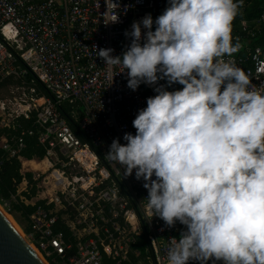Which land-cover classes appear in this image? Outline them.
I'll use <instances>...</instances> for the list:
<instances>
[{"label": "built area", "instance_id": "obj_1", "mask_svg": "<svg viewBox=\"0 0 264 264\" xmlns=\"http://www.w3.org/2000/svg\"><path fill=\"white\" fill-rule=\"evenodd\" d=\"M119 2L120 22L105 25V0H0V88L18 80L17 88L26 90L0 101V151L6 159L37 163L29 166L32 178L25 183L46 190L25 202L35 206L26 239L45 264H167L169 240L185 230L179 222L169 228L152 217L144 181L135 173L123 176L124 169L105 157L113 139L125 144L124 134H135L132 122L147 98L157 94V85L131 90L126 73L119 67L110 71L93 46L121 55L133 22L147 14L155 20L168 6V0ZM259 35L261 41L254 43ZM237 37L243 47L235 62L259 87L264 84V9L240 22ZM159 84L174 91L164 80ZM62 106L70 108L71 119ZM21 118L31 120L32 127L18 135ZM26 136L45 149L43 159L22 156Z\"/></svg>", "mask_w": 264, "mask_h": 264}, {"label": "clouds", "instance_id": "obj_2", "mask_svg": "<svg viewBox=\"0 0 264 264\" xmlns=\"http://www.w3.org/2000/svg\"><path fill=\"white\" fill-rule=\"evenodd\" d=\"M105 4L104 24L120 22L119 0ZM243 6L168 0L155 20L147 14L125 31L121 55L93 46L110 71L126 73L131 90L157 85L132 122L135 134L125 133V144L113 139L105 157L144 181L152 217L185 226L169 240L167 264H264V84L234 59L243 44L233 21ZM161 80L183 87L169 91Z\"/></svg>", "mask_w": 264, "mask_h": 264}, {"label": "trees", "instance_id": "obj_3", "mask_svg": "<svg viewBox=\"0 0 264 264\" xmlns=\"http://www.w3.org/2000/svg\"><path fill=\"white\" fill-rule=\"evenodd\" d=\"M264 9V0H244V6L241 9L240 14L235 18L233 21V37H237L240 22L244 20H251L257 16L260 15V12ZM262 35H259L257 39L254 40V43H259L261 41ZM18 84L20 83L18 80ZM12 82V81H10ZM8 82V83H10ZM6 83V84H8ZM5 84V85H6ZM4 85V86H5ZM181 87V85L172 84L170 86L173 90H178ZM39 91L45 93L48 96H51V93L44 89L41 84H38ZM63 112L71 119L70 114V108L67 106H62ZM73 129L75 133H77L82 139L85 140V136L81 132V130L78 128V126L75 123H72ZM32 127V121L21 118L19 123L17 124V131H15L16 134H21L23 130H28ZM25 143L26 146L23 149L22 156L26 160H32L34 158H40L43 159L45 157L46 151L45 149L40 146L37 142V139L32 136H26L25 137ZM5 153L3 151H0V199H10L12 196L16 195L19 190L20 184L26 179V178H32L31 173H24L23 172V163L18 158H11L6 159L4 156ZM36 192H34L33 195H35ZM29 197H32L30 194ZM17 210L22 211V213L28 218L29 215L34 211L35 206L34 205H27L25 202H20L18 205H16ZM29 229V227H28ZM30 230V229H29Z\"/></svg>", "mask_w": 264, "mask_h": 264}, {"label": "rangeland", "instance_id": "obj_4", "mask_svg": "<svg viewBox=\"0 0 264 264\" xmlns=\"http://www.w3.org/2000/svg\"><path fill=\"white\" fill-rule=\"evenodd\" d=\"M17 81H12L5 86L0 88V101L4 99H12L14 96L22 95L26 90L19 89ZM16 92V94L13 93ZM40 159V158H39ZM36 164H34L35 166ZM29 166L31 163L25 162L23 163V172L30 173ZM30 180V178H27ZM42 182H40L41 184ZM28 190V191H27ZM46 188L39 187L38 184L32 185L31 183L26 185L25 180L20 184L18 193L12 196L10 199L1 200L0 199V210H2L3 214L8 218L11 224L16 228V230L23 237H28L30 234V224L28 218L22 213V211L17 210L16 205H18L21 201L28 202L35 200L38 197L39 193L45 191ZM34 192H36L35 195ZM30 194L32 197H29ZM29 227V229H28Z\"/></svg>", "mask_w": 264, "mask_h": 264}, {"label": "water", "instance_id": "obj_5", "mask_svg": "<svg viewBox=\"0 0 264 264\" xmlns=\"http://www.w3.org/2000/svg\"><path fill=\"white\" fill-rule=\"evenodd\" d=\"M0 264H45L0 210Z\"/></svg>", "mask_w": 264, "mask_h": 264}, {"label": "bare ground", "instance_id": "obj_6", "mask_svg": "<svg viewBox=\"0 0 264 264\" xmlns=\"http://www.w3.org/2000/svg\"><path fill=\"white\" fill-rule=\"evenodd\" d=\"M30 163H31V162H30ZM34 164H37V163H34V162H33V163H31V166H34Z\"/></svg>", "mask_w": 264, "mask_h": 264}, {"label": "crops", "instance_id": "obj_7", "mask_svg": "<svg viewBox=\"0 0 264 264\" xmlns=\"http://www.w3.org/2000/svg\"><path fill=\"white\" fill-rule=\"evenodd\" d=\"M25 162H28L29 163V161H25Z\"/></svg>", "mask_w": 264, "mask_h": 264}]
</instances>
